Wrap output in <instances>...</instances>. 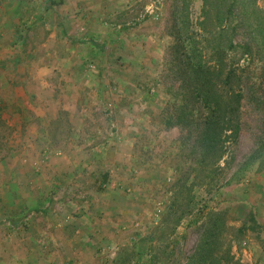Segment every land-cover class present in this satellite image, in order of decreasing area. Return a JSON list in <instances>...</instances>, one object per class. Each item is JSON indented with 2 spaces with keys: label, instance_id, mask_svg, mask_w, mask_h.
Returning a JSON list of instances; mask_svg holds the SVG:
<instances>
[{
  "label": "rangeland",
  "instance_id": "obj_1",
  "mask_svg": "<svg viewBox=\"0 0 264 264\" xmlns=\"http://www.w3.org/2000/svg\"><path fill=\"white\" fill-rule=\"evenodd\" d=\"M42 1L0 0V264H185L209 213L213 259L230 247L226 264H264V209L245 203L264 174V0H57V17ZM184 20L205 55L221 30L238 47L224 62L242 127L231 184L177 197L190 160L164 117Z\"/></svg>",
  "mask_w": 264,
  "mask_h": 264
},
{
  "label": "trees",
  "instance_id": "obj_2",
  "mask_svg": "<svg viewBox=\"0 0 264 264\" xmlns=\"http://www.w3.org/2000/svg\"><path fill=\"white\" fill-rule=\"evenodd\" d=\"M228 14L231 15V10ZM182 30L187 41H183L182 35L176 36L170 47L167 70L171 84L167 89L169 101L164 117L166 128L176 127L181 131L180 144L184 152L188 151L186 160H190L189 171H184L176 183L179 185L177 197L182 194L181 187L185 188L187 183L189 187L186 193L183 191L187 196L197 184L205 187L208 193H216L223 186L231 184L234 177H228L229 163L226 157L238 144L243 99L240 91L234 87L239 82L233 83L237 78L235 67L227 68L224 62L226 54L238 48L225 32H213V37L207 40L209 53L205 55L198 48L194 36L191 34L187 37L189 30L185 20ZM176 33L180 31L176 29ZM257 158L255 155L247 157L240 165L239 172L256 163ZM210 214L203 223V236L185 264H226L230 259V247L219 261L212 258V247L220 241V231L217 230H221L223 221L220 215L211 218ZM182 217L177 219L178 224Z\"/></svg>",
  "mask_w": 264,
  "mask_h": 264
},
{
  "label": "crops",
  "instance_id": "obj_3",
  "mask_svg": "<svg viewBox=\"0 0 264 264\" xmlns=\"http://www.w3.org/2000/svg\"><path fill=\"white\" fill-rule=\"evenodd\" d=\"M56 3H57V0H43L42 2H40V4L43 5L42 6L43 7V11L46 10L45 8H47V6H49V8L47 10L48 12H50V10L51 11L53 10L52 12H53L54 17L59 16V15H56V12H54ZM64 6H68V4H65ZM65 8H67V9H65L63 14L66 15L70 20H72V18H73L72 9L68 8V7H65ZM47 11L45 13H48ZM62 18H64V17H62ZM86 20H90V17L87 16ZM62 28H64V29H62ZM53 29L56 32L59 31V32H61L63 34H66L69 37V39H71L72 41H74L75 37L77 36L76 35L77 30L74 29V28H71V27L67 28L66 24L62 23L60 21V19L57 22V24L54 25ZM89 29L94 30V27H91V28L89 27ZM74 30H76V31H74ZM70 31L74 32L73 35H70ZM68 32H69V35H68ZM85 32H86V30H85ZM52 35L53 34H49V36L47 38V42H49V43L50 42H55L53 40L56 38L57 35H56V33H55V36H52ZM43 47H46V45L43 44ZM18 108H20V107H18ZM14 111L17 112L19 110L15 109ZM54 171H57V169H54ZM41 175H43V177H46V175H48L47 170H43ZM251 182H252V184H254V190H251L252 192L249 193V191H250L252 186H250V189H248L249 191L247 190L248 191V193H247L248 199H245V203L250 208H253V209L261 208V210L263 211V209H264V174L262 175L261 180L259 182H258L257 179L256 180H252ZM44 184L47 185V186H51V187H52V185L56 186L55 180L52 179V178H51V181H45ZM255 190L260 191L259 194H256V193H258V191H256V193H255ZM26 201H27V199H26ZM254 252L255 253L259 252V249L255 247L254 248Z\"/></svg>",
  "mask_w": 264,
  "mask_h": 264
}]
</instances>
